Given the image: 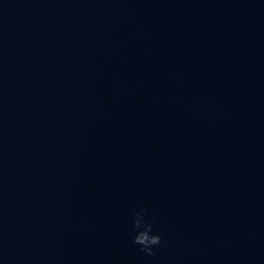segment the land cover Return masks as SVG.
Returning a JSON list of instances; mask_svg holds the SVG:
<instances>
[{"label":"water","instance_id":"water-1","mask_svg":"<svg viewBox=\"0 0 264 264\" xmlns=\"http://www.w3.org/2000/svg\"><path fill=\"white\" fill-rule=\"evenodd\" d=\"M0 264H264L167 0H0Z\"/></svg>","mask_w":264,"mask_h":264}]
</instances>
